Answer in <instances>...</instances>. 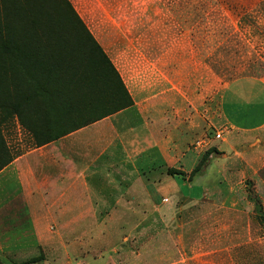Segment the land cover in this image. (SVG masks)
<instances>
[{"label": "rangeland", "instance_id": "374dc122", "mask_svg": "<svg viewBox=\"0 0 264 264\" xmlns=\"http://www.w3.org/2000/svg\"><path fill=\"white\" fill-rule=\"evenodd\" d=\"M69 1L122 74L132 98L155 102L157 114L174 112L171 104L182 102L175 107L179 109L190 102L191 115L198 113L208 123L192 148L202 155L215 148L218 154L211 158L219 159L216 188L204 181L188 190L182 180L173 179V188L179 190L175 197H171L173 188H167L155 204L145 205L138 219L97 222L99 247H128L126 258L139 255L161 264L260 260L264 222L256 216H264V127L229 132L221 102L233 81H249L233 90L247 101L260 92L257 82L264 84V0ZM110 90L117 102L123 99L118 87ZM89 96L81 100L89 107L101 100L112 102L103 99L108 96L103 89ZM19 116L11 106L0 109V147L12 159L37 146L28 126L44 133L49 129L45 116L43 124L28 109ZM215 165L211 164V172ZM50 227L55 231V222ZM66 228L67 244L72 237ZM88 239L81 240L85 256L90 254ZM68 255L72 262V253Z\"/></svg>", "mask_w": 264, "mask_h": 264}, {"label": "crops", "instance_id": "0c3cea01", "mask_svg": "<svg viewBox=\"0 0 264 264\" xmlns=\"http://www.w3.org/2000/svg\"><path fill=\"white\" fill-rule=\"evenodd\" d=\"M131 99L132 106L34 146L0 170V264H161L139 255L126 258L128 247L100 248L95 239L100 235L97 222L143 216L145 205L155 204L167 188H173L175 178L167 175L168 168L184 173L177 179L188 190L204 181L216 188L219 159L211 158L201 174L189 178L202 156L192 143L207 130V121L198 113L191 115L190 102L179 109L175 107L182 102L171 104L168 107L174 112L157 114L155 102ZM252 108L249 105L247 111ZM222 115L229 132L264 127L237 128ZM174 192H179L178 188H173L172 198ZM203 196L185 199L198 201ZM50 222H55V231H51ZM66 227L72 237L67 244ZM82 236L89 237V256L83 254ZM257 249L255 252H260ZM68 253H72V262ZM258 258L254 264H264V257Z\"/></svg>", "mask_w": 264, "mask_h": 264}, {"label": "trees", "instance_id": "16d2710c", "mask_svg": "<svg viewBox=\"0 0 264 264\" xmlns=\"http://www.w3.org/2000/svg\"><path fill=\"white\" fill-rule=\"evenodd\" d=\"M248 84L244 78L233 81L222 97L223 114L237 128L264 124V84L257 82L260 92L250 101L233 92ZM115 87L123 95L118 102L110 90ZM101 89L108 92L103 99L109 97L112 102L84 105L81 100ZM132 105L119 73L69 0H0V109L11 106L19 117L28 109L41 124L45 116L48 133L27 127L37 146ZM249 105L251 111H247ZM86 113L87 119L83 118ZM213 153L218 151L210 148L203 153L189 178L204 171ZM11 161L0 147V170ZM166 173L173 178L184 176L173 168ZM256 218L264 222V216Z\"/></svg>", "mask_w": 264, "mask_h": 264}, {"label": "built area", "instance_id": "2783aa9c", "mask_svg": "<svg viewBox=\"0 0 264 264\" xmlns=\"http://www.w3.org/2000/svg\"><path fill=\"white\" fill-rule=\"evenodd\" d=\"M200 143H197V145H199Z\"/></svg>", "mask_w": 264, "mask_h": 264}]
</instances>
